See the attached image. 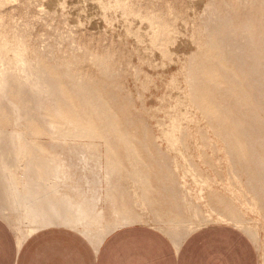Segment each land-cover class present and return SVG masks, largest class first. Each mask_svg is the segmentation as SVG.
<instances>
[{"label":"rangeland","instance_id":"obj_1","mask_svg":"<svg viewBox=\"0 0 264 264\" xmlns=\"http://www.w3.org/2000/svg\"><path fill=\"white\" fill-rule=\"evenodd\" d=\"M70 159L93 176L114 160L133 224H228L264 264V0H0V218L16 241L24 175L63 177Z\"/></svg>","mask_w":264,"mask_h":264},{"label":"crops","instance_id":"obj_2","mask_svg":"<svg viewBox=\"0 0 264 264\" xmlns=\"http://www.w3.org/2000/svg\"><path fill=\"white\" fill-rule=\"evenodd\" d=\"M70 199L69 210L81 222L41 227L20 245L0 218V264H256L250 239L231 225L199 226L176 245L150 225L112 230L103 221L104 200L98 190Z\"/></svg>","mask_w":264,"mask_h":264},{"label":"bare ground","instance_id":"obj_3","mask_svg":"<svg viewBox=\"0 0 264 264\" xmlns=\"http://www.w3.org/2000/svg\"><path fill=\"white\" fill-rule=\"evenodd\" d=\"M61 141L64 140L62 139ZM72 152L73 151H70L67 157L64 154V158H70ZM71 160L72 159H70V161L64 160L61 161L62 163H60V165H56V168H62L63 174L61 173V175H63V177L58 175L61 170L48 176H41L40 174L37 176L31 173L24 175L23 184H25L26 189L18 200V204H21L22 207L20 208L23 209L27 217L25 221L27 229L25 233L22 231L20 236H18V245H20L31 233L41 227L48 225H75L81 222L83 219L77 217L69 210V204L71 203L70 198L73 194L75 195V193H82L89 190H98L102 193L101 201L104 200L102 218L105 223L109 224L112 230L117 229L121 225L133 224L132 222L134 219L132 212H130L128 208H124L116 198L119 192L115 187V177L119 174V166L115 165L114 160H110V164L104 166V174L96 176L85 175V171L81 172V170L71 167ZM78 161L82 162V156H78ZM84 163L87 164V161H84ZM90 166L94 168L93 170H96V173L100 168L99 164L95 161H91ZM8 169V173H11L14 167L10 164L8 165ZM45 185L53 186L52 189L58 188V192L49 195V191L41 190ZM90 185H92V188H90ZM17 190L18 189L12 185L13 194L16 193ZM179 202L184 204L183 200H179ZM113 203L114 205L112 206ZM106 209L109 210L107 211ZM81 214L82 213H80V215ZM158 221L159 226L166 229L165 231H161L168 235L176 245L192 230L207 224H200L194 227L185 217L182 215H180V217H178V215L172 216L170 211L166 214L164 219L159 218Z\"/></svg>","mask_w":264,"mask_h":264}]
</instances>
